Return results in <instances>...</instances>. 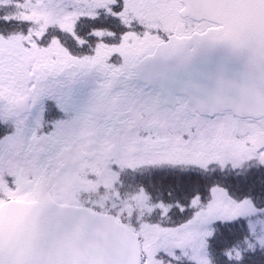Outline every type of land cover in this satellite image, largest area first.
Instances as JSON below:
<instances>
[{"label": "snow or ice", "instance_id": "1", "mask_svg": "<svg viewBox=\"0 0 264 264\" xmlns=\"http://www.w3.org/2000/svg\"><path fill=\"white\" fill-rule=\"evenodd\" d=\"M86 181L168 219L133 225L137 251L81 238V216L127 222ZM5 189L37 206L0 264H264V0H0Z\"/></svg>", "mask_w": 264, "mask_h": 264}, {"label": "water", "instance_id": "2", "mask_svg": "<svg viewBox=\"0 0 264 264\" xmlns=\"http://www.w3.org/2000/svg\"><path fill=\"white\" fill-rule=\"evenodd\" d=\"M36 206L37 201L19 200H10L0 206V248L9 256L19 259L28 255L30 242L34 236L33 211ZM104 216L107 215L104 214ZM75 228L81 238L89 233L111 234L115 242L123 249L137 251L139 248L134 230L117 220L109 223L106 219L81 216L77 219ZM55 243L62 248L65 255L71 257L75 254L73 244H66L64 240H58Z\"/></svg>", "mask_w": 264, "mask_h": 264}, {"label": "rangeland", "instance_id": "3", "mask_svg": "<svg viewBox=\"0 0 264 264\" xmlns=\"http://www.w3.org/2000/svg\"><path fill=\"white\" fill-rule=\"evenodd\" d=\"M14 27H17L16 25ZM20 30V28L18 29ZM23 187V186H21ZM81 187H83L85 190H90L91 191V195L88 197H85V200H91L93 204H99L101 209H105L104 213H108V211L115 209L117 207V202H112L110 204V208H105V203L109 202V201H114V198L117 195H120L122 197V199H120L118 201L119 204H121L122 206H124L125 204H127V202H129V199L126 198L127 195H129L132 192H136L137 188H132V187H128V188H124V189H120V191L122 192L123 196L120 194V192H118V190H110V191H105L103 193L97 192L96 188H97V184L94 181H86V182H82ZM111 188V186H109ZM5 193L7 196L11 197V199H20V200H34L35 198L32 196L31 193H24V194H18V192H12L8 189H5ZM135 195L132 196L131 202L132 204H137L139 205V207H144L147 205L146 202L144 201H140L137 199H134ZM74 198L76 199H81V194L79 192V190L76 191ZM130 198V197H129ZM7 199H0V204L4 203ZM130 204V203H129ZM127 204V205H129ZM135 208V207H134ZM125 212H127L128 214H130L131 212H128L126 208ZM123 209V211H124ZM166 219H168L167 217H158V219L156 221L164 223L166 222ZM119 220V219H118ZM120 221V220H119ZM147 222H155V221H149L147 220L146 223H144L145 225L147 224ZM151 243V242H150ZM248 244L250 245V249H255L259 246H261V243L259 240H254L249 238L248 240ZM239 245V244H238ZM229 250H225V252L227 253ZM233 251H238L236 248L232 249V255H233V259H237L235 253H233ZM150 264H166V262L163 259L160 260H153L150 262ZM211 264H214V259L212 258L211 260Z\"/></svg>", "mask_w": 264, "mask_h": 264}, {"label": "flooded vegetation", "instance_id": "4", "mask_svg": "<svg viewBox=\"0 0 264 264\" xmlns=\"http://www.w3.org/2000/svg\"><path fill=\"white\" fill-rule=\"evenodd\" d=\"M133 188V187H132ZM137 191H138V189H137ZM145 192H146V190H145ZM136 196V192L134 191V192H132V193H130V195L129 196ZM147 198H151V194L150 193H146V199ZM135 207V208H134ZM133 208L135 209L134 211H141V210H152V205L151 204H148L147 203V205L146 206H144V207H139V205H137V204H135V205H133Z\"/></svg>", "mask_w": 264, "mask_h": 264}, {"label": "trees", "instance_id": "5", "mask_svg": "<svg viewBox=\"0 0 264 264\" xmlns=\"http://www.w3.org/2000/svg\"><path fill=\"white\" fill-rule=\"evenodd\" d=\"M17 27H15L17 30L19 29V28H21V26L20 25H16ZM247 250H251L250 248V245L248 244V241H247ZM245 247H246V245L245 244H239V245H236V246H234V248H236L238 251H233V253H235V255H236V252H242L244 249H245ZM214 259V258H213ZM214 264H215V259H214Z\"/></svg>", "mask_w": 264, "mask_h": 264}]
</instances>
